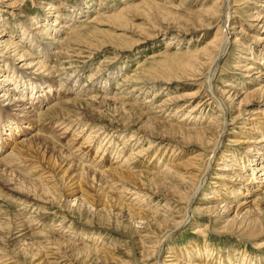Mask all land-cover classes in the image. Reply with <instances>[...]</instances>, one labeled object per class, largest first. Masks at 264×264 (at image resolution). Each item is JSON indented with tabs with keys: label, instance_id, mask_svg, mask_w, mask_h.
I'll return each instance as SVG.
<instances>
[{
	"label": "rangeland",
	"instance_id": "1",
	"mask_svg": "<svg viewBox=\"0 0 264 264\" xmlns=\"http://www.w3.org/2000/svg\"><path fill=\"white\" fill-rule=\"evenodd\" d=\"M0 108V264H264V0H0Z\"/></svg>",
	"mask_w": 264,
	"mask_h": 264
},
{
	"label": "bare ground",
	"instance_id": "2",
	"mask_svg": "<svg viewBox=\"0 0 264 264\" xmlns=\"http://www.w3.org/2000/svg\"><path fill=\"white\" fill-rule=\"evenodd\" d=\"M62 27L64 26L63 24L61 25ZM29 33H27V35H28ZM32 35H30L29 37H31ZM32 38V37H31ZM224 46V45H223ZM225 47H226V44H225V46L224 47H222V49H221V51H220V53L223 51V49H225ZM219 53V54H220ZM21 55V54H20ZM22 56V55H21ZM20 56V57H21ZM38 60V59H37ZM38 62H40L39 60H38ZM50 68V66H48L45 62H42V63H40L39 64V69L40 68ZM212 75H209V77H211ZM53 81V80H52ZM30 82V83H29ZM17 83V82H16ZM26 84H28L27 86H29L31 89V96H30V98H29V100H28V103H29V106L28 105H26V106H24V107H22L21 109H22V113H24V110H25V108H28V109H31V111L32 110H34V109H36V108H39V105H41V104H43L44 102H46L47 101V99L46 98H50V97H53L54 95L52 94V93H48V94H46V97L45 98H43V96H42V94H40L42 91H44V90H42L43 89V85H44V82H43V80H41V79H39L38 78V76H37V78H35L34 80H33V82H31L30 80H24V82L22 83V86L24 85V87H25V85ZM22 86H19L18 85V83H17V89L19 90V91H21V92H24V90H22ZM48 86H52L51 84H49ZM47 87V86H46ZM28 92V91H27ZM26 92V93H27ZM25 94H23V96H24ZM65 96H68V95H70V93H66L65 92V94H64ZM10 96V95H9ZM23 96H21L22 98H23ZM44 99V100H43ZM18 100H20V99H18ZM222 131L224 132L225 131V129H226V126H227V112L225 113V110H223L222 111ZM8 114L9 113H6V112H4L1 108H0V126H1V128H0V136L3 138V134H4V130L5 129H7L8 127L5 125V123H4V119H5V117L7 116L8 117ZM79 121V120H78ZM153 125V124H152ZM156 126V125H155ZM153 128V127H152ZM150 130H153V129H150ZM8 131H9V129H8ZM92 133V132H91ZM11 136V135H10ZM1 137H0V145L2 144V146H5L6 145V141L3 139H1ZM3 148V147H2ZM1 149V148H0ZM252 161H256V160H252ZM46 173V172H45ZM255 173V172H254ZM40 181V180H39ZM42 184V183H41ZM12 190V189H11ZM47 191V190H46ZM39 195V194H38ZM136 195H138V193H136ZM38 200V199H37ZM201 230H204V229H201ZM12 258L10 257V258H3V260L1 261V262H7V261H10ZM0 262V263H1Z\"/></svg>",
	"mask_w": 264,
	"mask_h": 264
}]
</instances>
